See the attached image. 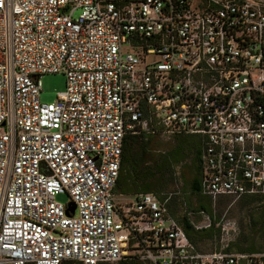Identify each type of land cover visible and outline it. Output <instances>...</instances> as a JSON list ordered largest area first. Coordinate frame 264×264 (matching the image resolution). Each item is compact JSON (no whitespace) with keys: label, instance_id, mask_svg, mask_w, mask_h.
<instances>
[{"label":"built area","instance_id":"2783aa9c","mask_svg":"<svg viewBox=\"0 0 264 264\" xmlns=\"http://www.w3.org/2000/svg\"><path fill=\"white\" fill-rule=\"evenodd\" d=\"M143 130L201 138L202 196L264 195V0H0V264H264L116 200Z\"/></svg>","mask_w":264,"mask_h":264},{"label":"rangeland","instance_id":"374dc122","mask_svg":"<svg viewBox=\"0 0 264 264\" xmlns=\"http://www.w3.org/2000/svg\"><path fill=\"white\" fill-rule=\"evenodd\" d=\"M42 81V101L45 103L56 101L58 95L66 91L67 79L64 74H48ZM183 139L185 138L169 136L160 131L150 138L148 155H142L138 147L132 157L133 168L124 172V177L130 178L129 185L133 191H125L128 189L126 187L124 190L116 189V200L131 202L135 193L145 192L147 189L171 196L170 210L180 224L187 212H197L200 205H207L215 225L205 234V238L196 236L195 244L199 249L206 252L225 250L238 253H242L239 249H254L253 253H264V225L253 222L259 213L264 214V199L245 205L241 199L219 198L211 204L210 199L194 195L192 181L198 172L196 149L190 143H184ZM165 160H168V167L164 166ZM57 201L68 204L70 197L60 194ZM207 217L208 215L195 213L192 219L200 225H207Z\"/></svg>","mask_w":264,"mask_h":264},{"label":"trees","instance_id":"16d2710c","mask_svg":"<svg viewBox=\"0 0 264 264\" xmlns=\"http://www.w3.org/2000/svg\"><path fill=\"white\" fill-rule=\"evenodd\" d=\"M152 135L153 134L151 132L143 130L140 135H130V136H128L126 138L125 147H124V153H123L121 173H120L119 180L117 182L116 189H119V188L121 189L122 187L123 188L126 187L129 190L126 189L125 191H130V192L133 191V190H131V187L129 185L130 178H129V176L128 177H126V176L124 177V172L127 169L130 170L131 168H133L134 164H133L132 157H133L134 153L138 151V147H139V150H140L142 155H148L149 150H150L149 143H150V138L152 137ZM180 137H184V136H180ZM184 138H185V139H183L184 143H186V144L190 143L191 145L195 146L194 148L196 149V160L198 162V166H197V171L198 172H197V175L194 177V179L192 181V192H193L194 195H197V196H200V197H205V196H202L199 193V190H200V179H201L200 154H201V149H202V140H201V138H199L197 140L196 139L195 140H191L190 137H184ZM167 165H168V160L167 161L165 160L164 166H167ZM150 191H151L150 189L145 190L146 193H148ZM156 194H158L160 196H163V194H159V193H156ZM205 198L210 199L211 204L213 203V199H211L209 197H205ZM222 198H226V199L228 198L229 199L231 197H221L220 199H222ZM239 199H241L243 204L250 205L253 202L263 201L264 195H246V196H243V197H241ZM169 208H170V204H169ZM195 213H203L205 215H208L210 217L211 221H212L211 226H209L207 228H202V229H199V230L196 229L194 224L192 223V220H191L192 214H195ZM210 213H211L210 209L208 208L207 205H200L199 211H197V212L193 211V210L189 211V212H187L186 217H184L182 219L180 225H182V227L184 228L189 240L192 243L195 244V242L197 240L196 239L197 235H199L201 238H205L206 237L205 234H208L212 230V228L214 227L215 220L213 222V217L211 215L212 213L211 214ZM170 214L177 221V219L172 215L171 210H170ZM253 222L256 225H264V214L259 213L254 218ZM197 248L199 249L198 246H197ZM199 250L202 251L201 249H199ZM253 251H255V250L254 249H251V250L239 249V252H242V253H244V252L253 253ZM203 252H206V251H203ZM119 264H139V263L136 262V261H128V260H126V261L120 262Z\"/></svg>","mask_w":264,"mask_h":264},{"label":"water","instance_id":"95a60500","mask_svg":"<svg viewBox=\"0 0 264 264\" xmlns=\"http://www.w3.org/2000/svg\"><path fill=\"white\" fill-rule=\"evenodd\" d=\"M69 210H71V213L73 214L74 211H75V205L74 204H70Z\"/></svg>","mask_w":264,"mask_h":264},{"label":"crops","instance_id":"0c3cea01","mask_svg":"<svg viewBox=\"0 0 264 264\" xmlns=\"http://www.w3.org/2000/svg\"><path fill=\"white\" fill-rule=\"evenodd\" d=\"M184 137H195V138H198V139H199V137H198V136H184ZM122 189L124 190V188H123V187H122L120 190H122ZM125 190H126V189H125ZM115 192H116V190H115ZM136 194H138V193H135V194H134V197H135V195H136ZM115 195L117 196V194H116V193H115Z\"/></svg>","mask_w":264,"mask_h":264},{"label":"flooded vegetation","instance_id":"af4514ba","mask_svg":"<svg viewBox=\"0 0 264 264\" xmlns=\"http://www.w3.org/2000/svg\"><path fill=\"white\" fill-rule=\"evenodd\" d=\"M191 220H192V223L195 224V225H198L199 222L195 221L194 219H192V216H191ZM211 224H212V221H211Z\"/></svg>","mask_w":264,"mask_h":264}]
</instances>
